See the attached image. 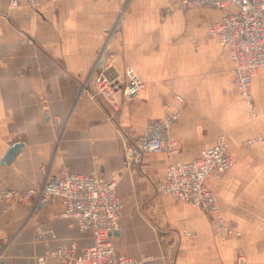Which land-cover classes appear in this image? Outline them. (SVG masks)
Masks as SVG:
<instances>
[{
	"label": "crops",
	"instance_id": "obj_1",
	"mask_svg": "<svg viewBox=\"0 0 264 264\" xmlns=\"http://www.w3.org/2000/svg\"><path fill=\"white\" fill-rule=\"evenodd\" d=\"M171 1L56 0L32 11L26 0L16 8L0 0V163L13 145H23L10 165L0 166V191L38 190L47 177L60 179L62 169L105 179L122 174L117 194L124 208L113 240L120 256L142 264H264V143L244 149L223 133L226 105L238 116L242 108L235 65L211 34L222 12H184ZM104 47L120 70L132 67L146 85L118 112L79 97ZM251 93L257 116L264 68ZM175 111L173 159L148 153L125 173L126 150ZM220 137L236 161L207 184L241 231L226 241L202 209L158 191L172 162L192 161ZM61 209L60 200L15 210L0 201V264H57L48 252L58 246L75 245L78 254L93 245L73 219L59 217ZM37 228L52 229L57 238L37 241Z\"/></svg>",
	"mask_w": 264,
	"mask_h": 264
},
{
	"label": "built area",
	"instance_id": "obj_2",
	"mask_svg": "<svg viewBox=\"0 0 264 264\" xmlns=\"http://www.w3.org/2000/svg\"><path fill=\"white\" fill-rule=\"evenodd\" d=\"M55 1L26 0V3L30 10L38 11L43 4ZM17 6L18 0H11V8ZM170 6L184 12L194 9L222 12L221 18L211 27V34L229 53L235 65L233 81L247 105L253 108L252 82L264 68V0H172ZM145 86L132 67L120 70L114 54L107 55L104 47L83 82L79 97L87 95L100 99L118 112L124 104L141 95ZM175 100L179 104L184 103L181 96H175ZM42 115L53 126L59 124V120L48 111H43ZM179 117L180 111H175L146 129L139 141L125 152V173L139 165L148 153H165L173 159L177 144L169 132ZM260 142L262 138L249 143ZM228 146L226 139L220 137L216 144L204 149L192 161L172 162L165 181L158 185L159 192L202 209L212 218L215 232L223 241L240 238L241 231L236 223L225 218L217 194L207 183L234 166L236 160L228 152ZM121 175L105 179L95 172L75 174L62 169L60 179L47 177L38 190L0 191V201L6 203L9 210H15L20 205H32L35 200L37 205L60 200L62 209L59 217L73 219L82 232L92 235L94 244L83 248L78 254L75 245L62 244L49 251L48 256L57 264H142L143 259L120 256L113 245L124 208L117 194ZM36 233L37 241L43 240L46 234L53 240L57 238L52 229L44 231L37 228Z\"/></svg>",
	"mask_w": 264,
	"mask_h": 264
},
{
	"label": "rangeland",
	"instance_id": "obj_3",
	"mask_svg": "<svg viewBox=\"0 0 264 264\" xmlns=\"http://www.w3.org/2000/svg\"><path fill=\"white\" fill-rule=\"evenodd\" d=\"M241 96V116L237 115L235 109L233 112L232 107H228V105H226L223 133L230 139V141L233 139L240 140L243 148L248 149L251 148L252 145H261L264 143V137L262 136L264 135V103L256 102V109H258V111L256 110V116L254 105L253 108H250L243 96ZM234 108H237V106ZM258 138H262V142L257 144L249 143Z\"/></svg>",
	"mask_w": 264,
	"mask_h": 264
},
{
	"label": "water",
	"instance_id": "obj_4",
	"mask_svg": "<svg viewBox=\"0 0 264 264\" xmlns=\"http://www.w3.org/2000/svg\"><path fill=\"white\" fill-rule=\"evenodd\" d=\"M22 147L23 145L20 143L13 145L11 149L8 151V153L5 155V157L3 158V160L1 161L0 166L10 165L20 153Z\"/></svg>",
	"mask_w": 264,
	"mask_h": 264
}]
</instances>
